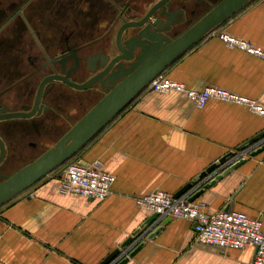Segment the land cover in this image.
<instances>
[{
    "label": "crops",
    "instance_id": "1",
    "mask_svg": "<svg viewBox=\"0 0 264 264\" xmlns=\"http://www.w3.org/2000/svg\"><path fill=\"white\" fill-rule=\"evenodd\" d=\"M11 1L0 3L8 6ZM147 5L135 0L130 6L143 10ZM107 6L111 8L102 0H33L25 14L32 23L45 24L41 30L48 48L55 38L49 29L59 30L73 16L79 28L72 42L78 46L80 40L98 37ZM217 30L264 51V0L249 1ZM5 33L3 49L19 38L17 33L13 37ZM163 72L188 89L217 86L264 108V61L211 34ZM48 100L65 111L67 102ZM62 117L49 114L41 126L27 122L12 138L24 147L29 141L48 147L65 132L57 124ZM263 130L264 115L244 105L209 99L199 108L183 93L145 89L77 153L85 162L98 160L114 176L111 193L96 200L63 192L58 170L52 171L0 206V264H98L139 228L135 241L121 249L122 257L136 240L144 243L123 264H247L254 254L251 245L233 249L197 243L188 220L158 217L142 226L152 212L134 200L156 190L173 195L221 156L235 152L245 161L194 202L207 213L228 204L229 210L258 219L264 233V150L249 156L264 136L238 150ZM193 192L182 195L188 198Z\"/></svg>",
    "mask_w": 264,
    "mask_h": 264
},
{
    "label": "water",
    "instance_id": "2",
    "mask_svg": "<svg viewBox=\"0 0 264 264\" xmlns=\"http://www.w3.org/2000/svg\"><path fill=\"white\" fill-rule=\"evenodd\" d=\"M249 1L251 0H218L186 29L170 37L166 31L177 23L178 15L182 17L183 10H172L167 7L171 0H157L143 17L134 21H125L119 26L115 35V54L93 56V59L100 58L101 70L97 74L83 83L70 81L67 73L56 76L77 90L90 88L94 82H98L104 93L38 156L9 175L0 174L3 178L0 180V206L52 171L59 169L68 160L78 157L77 153L134 98L147 89V84L154 77ZM129 28H134L136 31L126 36ZM74 60L77 63V57H74ZM90 70L94 71V68L90 67ZM48 80L50 78H46L43 84ZM7 115L13 117L21 114ZM263 136L264 130L240 145L238 150ZM263 150L264 142L249 151V156H255ZM239 156L235 152H227L182 186L173 194V197L193 189L195 192L187 198L189 202H193L204 189L211 187L222 176L245 161V158H239ZM219 171L221 172L217 174ZM223 210H229V205L227 204ZM158 217L157 213H152L142 226L152 224ZM139 230L140 228L135 230L133 236L125 240L120 247L112 250L98 264H123L133 256L144 242L138 243L136 240L135 247L124 257L121 255V249L135 241ZM156 231L157 229L154 232Z\"/></svg>",
    "mask_w": 264,
    "mask_h": 264
},
{
    "label": "flooded vegetation",
    "instance_id": "3",
    "mask_svg": "<svg viewBox=\"0 0 264 264\" xmlns=\"http://www.w3.org/2000/svg\"><path fill=\"white\" fill-rule=\"evenodd\" d=\"M32 1L12 0L8 6L0 3L1 175L11 174L47 148L38 146V144L31 141L28 142L27 147H24L12 138V134L24 128L27 122H33L36 126H41L43 125L42 120L47 115L62 114V120L67 123V127L64 128L66 131L79 118L77 117L74 121L72 119L71 113L74 103L71 105L70 102L69 107H72H66L64 112H60L54 102L48 100L49 97H52L53 100H61L72 95L74 101L78 103L81 95L92 94L96 95L98 99L104 93L98 82H94L90 88L77 90L59 80L56 76L66 75L67 73V78L70 81L83 83L97 74L101 70L99 66L100 58L93 59V56L97 54H115V35L119 26L125 21H134L143 17L157 0H137L142 1L143 5L148 3L143 10L135 7L131 8L130 5L135 0L126 2L102 0L110 4L111 8L107 6L108 8L105 9L104 26L99 30L98 37L86 40L78 46L73 44L72 37L77 32L79 24L70 15L68 21L60 26L59 33L50 41V44L54 45L51 46L52 48L47 47L44 33L41 30L42 27L45 28V24L40 26L32 23L25 14V8ZM217 1L171 0L167 7L172 10L182 9L183 14L182 17L181 15L177 16V23L166 31L167 34L170 37L177 35ZM131 10L132 14L129 13ZM107 19L111 22L108 23ZM134 31L136 29L129 28L127 35L129 36ZM5 32L10 37L15 36L17 33L19 38L15 36L14 43L11 42L8 48L3 49L1 43L5 41ZM82 52L86 54L82 55ZM74 57H77V63ZM90 67H93L94 71L90 70ZM46 78H50V80L43 84ZM9 113H19L21 115L12 117L7 115ZM2 179L0 176V180Z\"/></svg>",
    "mask_w": 264,
    "mask_h": 264
},
{
    "label": "built area",
    "instance_id": "4",
    "mask_svg": "<svg viewBox=\"0 0 264 264\" xmlns=\"http://www.w3.org/2000/svg\"><path fill=\"white\" fill-rule=\"evenodd\" d=\"M208 34L216 36L226 46L242 50L264 61V51L246 40L214 29ZM147 89L168 93L180 92L201 108L209 99L246 106L252 112L264 115V108L254 100L232 93L217 86H205L200 90L185 87L182 82L173 80L164 72L154 77ZM60 189L63 192L103 200L111 193L114 176L105 172L98 160L84 163L80 157L68 160L57 169ZM138 207L145 208L159 217H174L188 220L194 230V241L219 248L242 249L246 245L254 248V254L247 264H264V233L261 223L243 212L220 210L207 213L200 203L189 202L187 196L173 197L172 194L156 190L135 198Z\"/></svg>",
    "mask_w": 264,
    "mask_h": 264
},
{
    "label": "rangeland",
    "instance_id": "5",
    "mask_svg": "<svg viewBox=\"0 0 264 264\" xmlns=\"http://www.w3.org/2000/svg\"><path fill=\"white\" fill-rule=\"evenodd\" d=\"M67 22V21H66ZM51 30L49 32V36H56L58 33H59V30L58 31H55L53 28L49 29ZM81 42L80 43H84L86 41V39L84 40H80ZM86 53L85 52H82V55H85ZM97 99V96L96 95H92V94H86L85 96L84 95H81V98L80 100L78 99V103H76V101H74V96L70 95L68 97H65V98H62V101H65L67 102L65 104V106L67 108H71L72 106L69 107V103L72 105L74 103V106L72 107V113H71V116H72V119L73 121L77 118V117H80V115L84 112V110L88 109L90 107V105H92V103ZM65 107V109H66ZM57 124L58 125H62V128L64 129L65 127H67V123H65L63 120H57Z\"/></svg>",
    "mask_w": 264,
    "mask_h": 264
}]
</instances>
